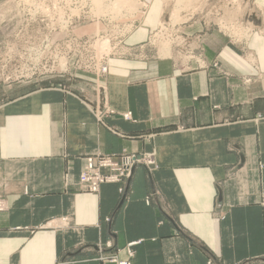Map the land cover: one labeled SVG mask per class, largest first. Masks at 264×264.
<instances>
[{
    "label": "crops",
    "instance_id": "crops-1",
    "mask_svg": "<svg viewBox=\"0 0 264 264\" xmlns=\"http://www.w3.org/2000/svg\"><path fill=\"white\" fill-rule=\"evenodd\" d=\"M151 20L128 47L148 40ZM253 35L258 71L212 36L205 55L227 76L119 57L96 93L95 79L79 74L87 84L1 95L0 264H63L65 255V264H108L89 259L99 245L132 264L263 260L264 37ZM108 107L112 130L91 113ZM97 154L153 155L156 166H138L124 194L115 184L83 192L80 174Z\"/></svg>",
    "mask_w": 264,
    "mask_h": 264
},
{
    "label": "rangeland",
    "instance_id": "rangeland-1",
    "mask_svg": "<svg viewBox=\"0 0 264 264\" xmlns=\"http://www.w3.org/2000/svg\"><path fill=\"white\" fill-rule=\"evenodd\" d=\"M133 1L137 3L143 1L146 6L136 7L134 10L131 4L129 9L125 8L122 13L115 15L114 0H0V96L7 95L13 98L18 88L34 84L59 89L77 82L87 84L86 80L79 79V74L95 79L93 91L96 93L98 89H104L100 82L109 75L112 59L119 57L137 61L162 59L159 51V44L162 42L170 44L172 56L169 60L173 61L175 68L178 67L184 72L201 70L200 62H193L188 68L179 66L183 62L178 58V52L187 57L186 53L190 52L188 46L197 44L201 47L198 51L201 59L209 65L207 71L213 70L218 75L227 76L226 69L219 60L208 59L205 55L204 45H208L212 36H218L238 49L244 60L258 71L257 63L252 64L248 60L249 54L254 56L248 50L247 43L250 37L246 41L241 35L247 30L252 35L264 37V0L263 6L257 0H187L188 2L184 4L186 7L181 8H176L177 0H132V3ZM97 9L99 13H96ZM171 14L176 15V21H171ZM149 17L152 19L153 27L151 36L139 46L128 47L126 43L128 38L140 31ZM134 21L140 25L130 31V25H133ZM162 21L166 23L169 33L162 32ZM231 22L244 29L231 32L223 28L227 26L226 23ZM118 26H121L119 31L116 29ZM122 31H125V34H120ZM102 39L110 41L108 51L102 52L99 49ZM120 41H123V44H120ZM182 42L185 44L180 46ZM122 48L128 52L124 53ZM101 55H105L108 60L102 63L91 61H97ZM99 64L108 68L107 74L98 72ZM243 80L244 83L252 81L248 78ZM107 109L109 107L91 113L96 119L97 113H101L103 123L97 120L103 124L102 126L112 130L104 120L116 112L111 114ZM261 119L263 118L258 116V120ZM142 155L152 156L151 159L156 166L153 155ZM138 166L148 170L151 168L145 164ZM0 201L5 203L7 209L4 198H0ZM60 222L69 226L67 218L60 219ZM69 257L65 255L61 262L65 264L66 261H70ZM112 257L118 258L114 254L99 252L98 256L89 259L94 258L93 260L112 264L108 260ZM211 262L216 264L213 260ZM248 262L264 264V259Z\"/></svg>",
    "mask_w": 264,
    "mask_h": 264
},
{
    "label": "built area",
    "instance_id": "built-area-1",
    "mask_svg": "<svg viewBox=\"0 0 264 264\" xmlns=\"http://www.w3.org/2000/svg\"><path fill=\"white\" fill-rule=\"evenodd\" d=\"M140 24L136 23L134 21V26H139ZM132 30V27L130 31ZM129 31V32H130ZM186 42V40L184 39ZM120 44H123V41H120ZM190 52H187L186 54L190 57V61L188 62L186 68L190 66L191 63H197L200 62V68L201 70H207L209 68V65L205 64L204 61L201 59L200 54L198 51L201 50L200 45L195 44L194 47L189 46ZM107 58H103L100 62L91 60L92 62L96 63H102L107 61ZM201 63L203 65H201ZM217 66V64H215ZM108 68L106 66H101L99 64V73L107 74ZM224 74V72H221ZM107 111L111 114H114L115 112L112 109H107ZM97 119L103 123V115L101 113H97ZM126 121H131V118H124ZM152 156H144V155H120V156H110V155H96V156H90L86 159V164L83 169V171L80 174L79 177V188L83 192L87 193H98L100 192V189L103 185L107 184H115L120 187V192L122 194L125 193L126 186L129 183V180L132 176V172L138 165L145 164L147 167H155L154 162L151 159ZM5 203L0 201V211H5ZM64 222H67V220ZM140 244V242L131 243L127 246L125 252L129 258L134 257L133 248ZM106 249H112V244L107 243L105 245ZM99 252H104V247L99 245L98 246ZM110 263L112 264H131L130 261L127 260H119L118 258L112 257L108 259ZM209 264H213V262L210 261ZM240 264H257L253 262H242Z\"/></svg>",
    "mask_w": 264,
    "mask_h": 264
},
{
    "label": "bare ground",
    "instance_id": "bare-ground-1",
    "mask_svg": "<svg viewBox=\"0 0 264 264\" xmlns=\"http://www.w3.org/2000/svg\"><path fill=\"white\" fill-rule=\"evenodd\" d=\"M113 1V0H112ZM186 1L187 0H177V5H176V8H181V7H186V6H184V4L186 3ZM188 2V1H187ZM191 3V2H190ZM190 3H188V4H190ZM129 4H130V6H129ZM131 4H132V6L134 7L133 9L135 10L136 9V7H139V8H143V7H145L146 6V3L145 2H136V1H133V3H132V0H114V4H113V11H114V14L115 15H118V14H120V13H122V11H123V9H125V8H128V7H131ZM189 6V5H188ZM129 9V8H128ZM96 11V13H99V10L97 9V10H95ZM137 12V11H136ZM135 12V13H136ZM134 16V15H133ZM239 16V15H238ZM112 19L114 20L115 18L114 17H112ZM176 19H177V17H176V15H172L171 14V21H176ZM116 20V19H115ZM227 24V26H223V28L224 29H226V30H228V31H231V32H233L234 30H241V29H244V28H242V26H238L236 23L233 25L232 24V22L231 23H226ZM232 27H231V26ZM131 27H132V30H134L135 29V27L136 26H134V24L133 25H130ZM251 26V25H250ZM120 28H121V26H118V27H116V29L119 31L120 30ZM254 28V27H253ZM126 29H128V28H126ZM130 29V28H129ZM161 29L163 30L162 32H168L169 33V31H168V28H167V26H166V23H164V21H162L161 22ZM246 32V33H245ZM129 33V32H128ZM120 34H125V31L123 32H120ZM161 34V33H160ZM163 34V33H162ZM166 34V33H165ZM252 34H251V32L250 31H243L242 32V35H241V38L242 39H245L246 41H248V39H249V37L251 36ZM163 36V35H162ZM104 40V41H103ZM103 41V42H102ZM170 41V40H169ZM102 42V43H101ZM159 43V42H158ZM181 43V42H180ZM100 46H99V49L102 51V52H105V51H108V49H107V47L109 46V44H110V41H108L107 39H102L101 41H100ZM185 43H183L182 42V44L180 45V46H183ZM194 45L195 44H192L191 45V47H194ZM180 46H178V47H180ZM189 47V46H188ZM123 50H124V53L125 52H128L125 48H122ZM129 50V49H128ZM159 51H160V57L163 59V60H165V59H171V56H172V48H171V46H170V44L169 43H165V42H162V43H160L159 44ZM130 52V51H129ZM105 54V53H104ZM103 58H107L105 55H101V57L100 58H98V60L97 61H101ZM178 58L179 59H181V62H183V64H181V65H179L180 67L181 66H184V67H186V65H187V63L190 61V57L187 55V57L186 56H184V55H182V53L179 51L178 52ZM188 58V59H187ZM248 60L250 61V63H252V64H256V58L253 56V55H251V54H249L248 55ZM126 117H128V118H131V114H126L125 116H124V118H126ZM132 174H133V172H132ZM131 178H132V176H131ZM130 178V179H131Z\"/></svg>",
    "mask_w": 264,
    "mask_h": 264
}]
</instances>
